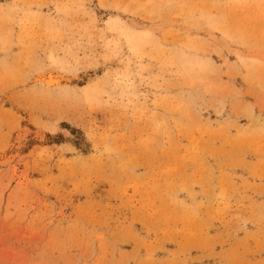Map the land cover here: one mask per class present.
<instances>
[{"label":"rangeland","instance_id":"1","mask_svg":"<svg viewBox=\"0 0 264 264\" xmlns=\"http://www.w3.org/2000/svg\"><path fill=\"white\" fill-rule=\"evenodd\" d=\"M0 264H264V0H0Z\"/></svg>","mask_w":264,"mask_h":264}]
</instances>
